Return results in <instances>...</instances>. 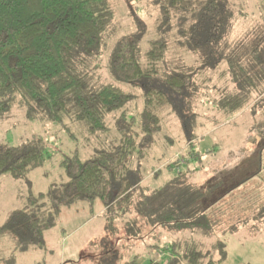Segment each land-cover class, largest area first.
Returning a JSON list of instances; mask_svg holds the SVG:
<instances>
[{
	"label": "trees",
	"instance_id": "trees-1",
	"mask_svg": "<svg viewBox=\"0 0 264 264\" xmlns=\"http://www.w3.org/2000/svg\"><path fill=\"white\" fill-rule=\"evenodd\" d=\"M158 1L164 10L188 16L196 13L195 22L178 28V36L184 38L178 49L197 56L201 65L207 61L225 64L219 73V78H229L219 100L223 111L232 117L251 107L252 114L263 117L257 122L263 130L264 33L257 31L251 38L231 43L239 13L230 10V0ZM112 17L109 0H0V115L9 112L13 104H21L28 111L40 110L62 126L66 118L82 122L89 134H98V141L105 135L107 143L85 160L77 149L62 159L59 167L67 180L52 183L36 195L29 192L25 204L10 213L0 232L11 233L15 249L25 250L43 230L54 226V215L61 207L99 200L111 229L118 217L126 230L135 228V233L144 227L152 232L160 228L163 242L148 244V264H220L226 256L222 245L219 256L214 257L215 252L200 247L201 240L181 239L179 233L208 235L217 221L215 209L213 219L207 211L216 203L225 205L222 198L236 188L224 180L241 178H229L226 172L225 179L214 175L200 181V171L214 170L215 174L216 156L194 150V136L188 138L189 151L164 166L172 176L161 186L146 184L139 164H135L142 154L138 148L159 129L158 112L172 98L169 93L186 97L201 65L185 62L170 68L165 63L164 41L152 42L141 55L136 39H122L109 62L115 81L93 84L101 35ZM170 17L169 13L163 16L168 22ZM148 79L160 82L169 93L156 84L147 87ZM124 85L144 87L138 114L128 116L119 111L132 97ZM117 112L121 114L117 116ZM111 131L116 134L110 137ZM42 148L34 139L18 146L0 143V175L17 178L42 165L48 157ZM177 165L185 167L174 171ZM257 218L264 220V202ZM245 221L242 218L236 223ZM229 230L235 231V226ZM141 257L134 255L125 264H139Z\"/></svg>",
	"mask_w": 264,
	"mask_h": 264
},
{
	"label": "rangeland",
	"instance_id": "rangeland-1",
	"mask_svg": "<svg viewBox=\"0 0 264 264\" xmlns=\"http://www.w3.org/2000/svg\"><path fill=\"white\" fill-rule=\"evenodd\" d=\"M230 2L233 3L230 10L239 13L230 35L231 43L251 38L257 31L264 33V0ZM109 3L113 17L101 35L93 84L115 81L109 71V62L122 39H136L141 55L152 42L164 41L167 45L165 63L170 68L185 62L202 64L194 54L178 49L184 38L178 36L177 30L195 22L196 13L188 16L173 10L178 14L175 16L171 9L164 10L158 0H109ZM166 13L171 16L169 22L163 18ZM224 66L211 61L201 65L196 79L185 92L186 97H173L160 82L145 80L146 86L159 85L172 98L158 112L159 129L138 148L142 154L137 156L135 164H139L146 184L161 186L172 176L164 166L186 154L189 151L188 138L194 136V150L216 156L215 174L214 170L200 171V181L213 179L214 175L225 179L226 172L230 173L229 178L239 176L241 181L224 180L236 188L222 198L225 205L216 203L207 211L208 217L213 219L215 209L213 217L217 221L208 235L183 231L179 237L188 241L201 240L199 246L204 251L215 252L214 257L219 256V245H222L226 256L220 264H264V220L257 218L264 202V142L260 140L264 128L262 130L257 124L259 120L263 121V117L252 114L251 107L232 117L223 111L219 100L224 93V82L229 79L219 78ZM136 88L124 85L132 97L119 111L128 116L138 114L143 107L144 87ZM120 114L116 113L117 116ZM114 132H110V137L116 134ZM97 135L89 134L82 122L66 118L62 126L47 119L40 110L28 111L26 106L17 103L9 112L0 115L1 144L18 146L34 139L48 155L42 165L17 178L0 175V227L13 209L25 204L29 192L36 195L45 192L52 183L67 180L59 167L62 159L77 149L81 160H85L102 144L105 146V135H100L102 141H98ZM184 167L177 165L174 171ZM54 217V226L43 230L25 250L15 249L16 242L11 233L0 232V264H125L134 255L143 256L139 264H148V244L163 242L160 228L152 232L150 227H144L135 233V228L125 229L122 217L114 219V228L111 229L99 200L63 206ZM242 218L246 219L244 223H236ZM233 225L235 231H230Z\"/></svg>",
	"mask_w": 264,
	"mask_h": 264
},
{
	"label": "crops",
	"instance_id": "crops-1",
	"mask_svg": "<svg viewBox=\"0 0 264 264\" xmlns=\"http://www.w3.org/2000/svg\"><path fill=\"white\" fill-rule=\"evenodd\" d=\"M15 209H17V208H15ZM15 209H13V210H15ZM13 210H12V211H13ZM12 211H11V212H12Z\"/></svg>",
	"mask_w": 264,
	"mask_h": 264
}]
</instances>
